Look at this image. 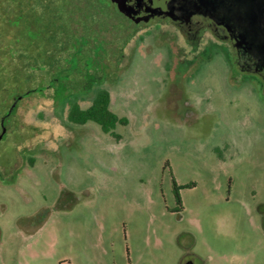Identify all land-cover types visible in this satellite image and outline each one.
Listing matches in <instances>:
<instances>
[{
    "label": "rangeland",
    "instance_id": "rangeland-1",
    "mask_svg": "<svg viewBox=\"0 0 264 264\" xmlns=\"http://www.w3.org/2000/svg\"><path fill=\"white\" fill-rule=\"evenodd\" d=\"M21 4L0 0V116L28 94L0 141V264H264V96L231 47ZM96 89L126 124L76 120Z\"/></svg>",
    "mask_w": 264,
    "mask_h": 264
},
{
    "label": "flooded vegetation",
    "instance_id": "flooded-vegetation-1",
    "mask_svg": "<svg viewBox=\"0 0 264 264\" xmlns=\"http://www.w3.org/2000/svg\"><path fill=\"white\" fill-rule=\"evenodd\" d=\"M14 2V0H10ZM97 5L100 7V11L97 13L104 16L109 21L115 20L116 22H119L120 20L118 18H124L125 20L129 21L130 23H133L134 26L139 27V29H136V31H147L152 26L160 25V27L165 28L166 26H169L172 28V30L176 33L177 38L179 41L184 45L183 49H185V54L192 53L195 57L196 54H201L202 52H205V45L211 44V41H219L223 42L226 45H229L231 47L232 51L229 57L227 56L228 62L233 64L234 67H236L239 72L242 75H251L258 78L259 84H261L262 87V94L264 96V54L261 55L257 52H255L251 45H252V39L248 35L245 34L244 43L240 45V49L236 50L234 48V45L238 44L237 39H239L238 34L233 30L232 26L229 25L228 21H224L216 11H211V9H206L204 7L199 8H187V9H176V10H166L163 14H161L158 18L152 20V21H134L131 17L123 13L117 4V2H112V0H97ZM21 10L25 13L28 12L27 9L24 8V4H21ZM264 10V9H263ZM262 9H259L255 16H256V29L261 33L260 36L262 39H264V11ZM4 24V20H1ZM10 26L11 31H15L17 33H20L25 27L23 23L22 24H16V23H9L7 24V27ZM135 31V32H136ZM7 38H9V34H7ZM44 41L42 43H39L40 47H49V42L46 40V37H44ZM264 44V41H262V45ZM38 45V44H37ZM204 47V48H203ZM3 44L0 41V67L2 68V62L5 58V52L3 51ZM27 59H33V57L27 58ZM19 61H24L25 58L18 57ZM3 76L1 74V80L3 82ZM57 80V79H55ZM101 81V78H95L94 76L91 77L88 81V85L84 86L86 87H93L95 84H97L98 81ZM58 81V80H57ZM52 87V86H50ZM49 87V88H50ZM1 85V91H4L2 89ZM82 88V89H84ZM100 90H105L110 95V102H109V109L112 106V96L109 90L107 89H96L93 90L95 95L93 94V97L91 99V104L87 108L89 109L96 98L97 93ZM2 94V93H1ZM23 96V95H16L11 99V104L9 107H6V111L0 116V128L1 132L3 128L5 127L8 130V120L9 118L13 117L15 113L18 115V104L20 100L18 101L16 107L14 108L11 115L9 114V110L11 109L14 101L16 98ZM25 96V95H24ZM23 96V97H24ZM85 100V99H82ZM78 100V104L80 105V101ZM3 103V101L1 102ZM8 103V102H7ZM6 103V104H7ZM2 105V104H1ZM0 105V106H1ZM2 108V106H1ZM86 109V110H87ZM111 111V110H110ZM112 112V111H111ZM113 113V112H112ZM4 120V126L2 125V121ZM185 264H194L193 261H188Z\"/></svg>",
    "mask_w": 264,
    "mask_h": 264
},
{
    "label": "water",
    "instance_id": "water-1",
    "mask_svg": "<svg viewBox=\"0 0 264 264\" xmlns=\"http://www.w3.org/2000/svg\"><path fill=\"white\" fill-rule=\"evenodd\" d=\"M117 2L119 9L131 17L134 21H152L158 18L166 10L187 9L204 7L216 11L224 21H228L233 30L238 34V44L234 45L236 50L244 42L245 34L252 39V49L263 55L264 44L260 32L256 29V12L264 9V0H112ZM264 11V10H263ZM243 35V37H242ZM23 96L16 98L9 114L11 115L19 100ZM4 126V120L2 121ZM4 127L0 135V141L6 134Z\"/></svg>",
    "mask_w": 264,
    "mask_h": 264
},
{
    "label": "trees",
    "instance_id": "trees-1",
    "mask_svg": "<svg viewBox=\"0 0 264 264\" xmlns=\"http://www.w3.org/2000/svg\"><path fill=\"white\" fill-rule=\"evenodd\" d=\"M24 1H25L24 8L28 10V13L34 11L38 4H42L41 5L42 9L43 8L46 9L47 6L51 5L52 7H54V10L55 11L57 10L59 13L67 12V17L69 20L66 19L63 20L61 18L60 22H58V27H61L62 31L63 29L72 26L73 22L78 17L88 19L86 17L87 14H89L90 16L94 15L96 17L97 16L96 13L100 11V7L97 5V0H24ZM44 2H46V4ZM42 11H44V9ZM69 22H71L72 24H69ZM88 22L89 25L92 24L90 20H88ZM52 23L50 22V24ZM56 24H57V20H56ZM48 39L50 38H46V40L49 42ZM33 92L34 91H31L30 93ZM26 95L28 94H25V96ZM109 102H110L109 93L105 90H100L96 95L93 105L89 109L87 110L79 109V111H77L78 117L76 120L80 123H87L88 121L95 122L98 125H100L103 131L106 133H109L111 129L119 122L126 124L125 120L119 119L114 113L110 111ZM174 188L177 199L179 202H181L180 193H179L180 188L176 185V183H174Z\"/></svg>",
    "mask_w": 264,
    "mask_h": 264
}]
</instances>
